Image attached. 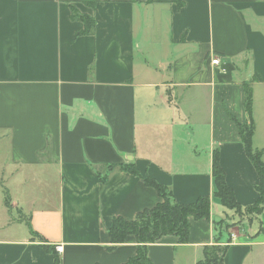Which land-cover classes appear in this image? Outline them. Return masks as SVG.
Segmentation results:
<instances>
[{"label": "crops", "instance_id": "1", "mask_svg": "<svg viewBox=\"0 0 264 264\" xmlns=\"http://www.w3.org/2000/svg\"><path fill=\"white\" fill-rule=\"evenodd\" d=\"M82 1L0 0V264H54L43 246H62L61 264L128 263L135 238L114 247L109 229L162 202L147 175L179 204L211 198L187 244L148 246L153 264H197L216 238L231 240L225 264H264V214L218 233L236 216L212 175L217 152L236 201L258 200L238 124L249 120L247 84L253 147L264 152V0ZM72 9L95 19L92 34ZM123 164L141 176L115 169L101 180ZM6 193L26 219L12 220Z\"/></svg>", "mask_w": 264, "mask_h": 264}, {"label": "trees", "instance_id": "2", "mask_svg": "<svg viewBox=\"0 0 264 264\" xmlns=\"http://www.w3.org/2000/svg\"><path fill=\"white\" fill-rule=\"evenodd\" d=\"M84 4L95 8V0H83ZM72 19L84 23L82 34H92L96 27L95 19L87 14H81L72 9ZM245 108L248 114V123L238 124L240 137L246 149V154L254 165L259 176V183L256 190L259 198L252 206L243 208L235 199L233 190L226 183V175L222 169L217 152L214 155L212 175L214 179L215 192L214 197L228 211H235L238 217L236 222L256 221L264 214V160L263 150L253 147V136L255 133L254 121V100L250 85H245ZM129 172L136 176H141L139 170L134 164L113 165L107 167V173L101 177L102 181L107 180L109 174L115 170ZM144 183L157 190L162 202L153 209L144 210L136 215L134 220L128 221L122 217H115L109 229L111 244L119 246L124 244L129 237H134L137 245V255L126 264H153L148 256V246L156 243L165 236H174L178 238L179 244H187L192 220L210 219L211 216V198H199L193 204H179L174 197L172 190L167 186L158 183L150 176L143 177ZM6 206L10 204V198L6 193ZM234 222V221H233ZM235 222V223H236ZM219 224H216L218 229ZM263 231V229H262ZM31 234L41 240V238L31 229ZM231 240L224 245L216 244L206 246L203 249V258L197 264H225V255L229 248ZM44 249L54 255V264H61L56 250L53 247L43 246Z\"/></svg>", "mask_w": 264, "mask_h": 264}, {"label": "rangeland", "instance_id": "3", "mask_svg": "<svg viewBox=\"0 0 264 264\" xmlns=\"http://www.w3.org/2000/svg\"><path fill=\"white\" fill-rule=\"evenodd\" d=\"M261 100L264 101V96L261 97ZM1 146H3V144L0 143V167H1L2 164H6L4 162V159L6 157V148L1 147ZM3 181H4V179H3V177H1L0 178V195H2L3 198H5L4 189L6 188V183H4ZM8 208L10 209V212H12V220L13 221L26 219L23 216H21L20 212H18V210L14 209L11 204L8 205ZM231 213L234 215L235 211H231ZM236 219H238V217H234L233 219H230V218H228V219H225V218L220 219L218 221V224H219L218 233L223 235L225 238H227V236L231 237V234H229L230 233L229 231L231 230V228H234L235 225H234L233 221H235ZM243 222H247V221L244 220ZM12 225H14V224H12ZM256 226H258V225L256 223H254L253 227H252L253 230L256 229ZM218 244L222 245V244H220L219 239H218Z\"/></svg>", "mask_w": 264, "mask_h": 264}, {"label": "built area", "instance_id": "4", "mask_svg": "<svg viewBox=\"0 0 264 264\" xmlns=\"http://www.w3.org/2000/svg\"><path fill=\"white\" fill-rule=\"evenodd\" d=\"M219 62H220V59H219V58H215V59L212 60V63H213L214 65H217ZM62 251H63L62 246H57V247H56V252H57V253L60 254V253H62Z\"/></svg>", "mask_w": 264, "mask_h": 264}]
</instances>
